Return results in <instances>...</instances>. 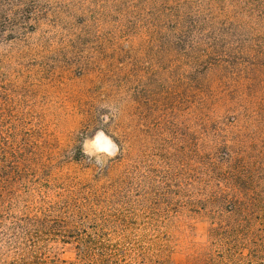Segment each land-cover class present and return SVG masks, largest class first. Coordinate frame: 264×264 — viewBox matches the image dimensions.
<instances>
[{
	"label": "rangeland",
	"instance_id": "rangeland-1",
	"mask_svg": "<svg viewBox=\"0 0 264 264\" xmlns=\"http://www.w3.org/2000/svg\"><path fill=\"white\" fill-rule=\"evenodd\" d=\"M0 136L82 141L55 176L120 264L233 257L264 213V0H0Z\"/></svg>",
	"mask_w": 264,
	"mask_h": 264
},
{
	"label": "trees",
	"instance_id": "trees-1",
	"mask_svg": "<svg viewBox=\"0 0 264 264\" xmlns=\"http://www.w3.org/2000/svg\"><path fill=\"white\" fill-rule=\"evenodd\" d=\"M41 140L0 136V264H120L117 251L101 249L109 235L88 233L85 223L75 219L79 205L71 199L81 183L59 185L69 172L55 176L64 163L82 162V141L68 158L47 153L51 149ZM251 208L247 226H235L242 231L234 239L238 251H232L233 257L225 251L215 257L210 253L202 264H264V213L256 212V203ZM109 222L119 223V218ZM105 223L90 229H103ZM65 246L76 249L74 261L64 257Z\"/></svg>",
	"mask_w": 264,
	"mask_h": 264
}]
</instances>
